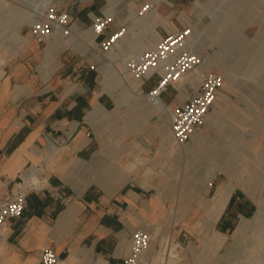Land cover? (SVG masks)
I'll use <instances>...</instances> for the list:
<instances>
[{
    "label": "crops",
    "instance_id": "1",
    "mask_svg": "<svg viewBox=\"0 0 264 264\" xmlns=\"http://www.w3.org/2000/svg\"><path fill=\"white\" fill-rule=\"evenodd\" d=\"M102 14L93 1L74 23L87 27L84 34ZM113 22L92 34L95 45L117 30ZM54 39L44 50L17 29L0 40V202L19 189L26 193L20 217L0 230V264H42L40 252L49 246L56 264H123L138 228L150 238L142 264H233L235 241L258 205L236 181L246 164V144L237 141L245 129L220 124L224 85L180 145L168 119L117 125L113 97L96 92L98 70L69 63L68 49ZM198 52L204 55L200 46ZM209 68L204 61L198 70ZM194 74L183 83L185 94L174 83L176 95L171 89L167 101V90L161 95L171 109L197 87ZM104 118L108 141L101 136ZM133 134L139 144H132Z\"/></svg>",
    "mask_w": 264,
    "mask_h": 264
},
{
    "label": "rangeland",
    "instance_id": "2",
    "mask_svg": "<svg viewBox=\"0 0 264 264\" xmlns=\"http://www.w3.org/2000/svg\"><path fill=\"white\" fill-rule=\"evenodd\" d=\"M93 1L97 11L116 14L118 19L113 16L116 31L125 28L118 45L108 53L100 51L92 42L94 32L88 29L83 34L81 30L87 27L80 29L74 23L76 15ZM51 10L56 17L68 14L69 19L61 30L49 18ZM159 15L163 18L157 21L155 30L162 38L176 30L191 28L193 32L195 28L197 31V37L193 32V50L199 62L191 70L194 75L215 72L224 76L225 117L220 119V124L245 129L243 134L237 135V141L246 144L241 152L246 164L239 167L236 181L258 205L256 216L249 221L250 226H246L235 241L236 246L231 251L236 255L233 264H264V0H0V40L17 29L22 37L31 36L44 50L45 43L50 46L58 37L68 49L69 63L98 70L96 92L113 97L115 109L121 115L117 125L135 127L158 121L159 125L161 121L167 125L166 113L155 110L150 102L146 104V95L151 89L144 88L146 84L139 82L131 68L136 56L152 49L159 41L146 30L147 21ZM44 24L49 32L40 37L34 32V26ZM199 46L203 56L198 52ZM204 61L210 68L199 71ZM158 79L159 75L154 73L147 81L155 84ZM185 79L181 80V88H184ZM173 85L168 89L173 90ZM172 93L178 92L174 89ZM180 93L185 94V90ZM171 96L167 90L163 98L167 101ZM109 132V120L104 118L101 136L106 141ZM132 138V144H139L136 134ZM166 246L159 254L162 259L168 252Z\"/></svg>",
    "mask_w": 264,
    "mask_h": 264
},
{
    "label": "built area",
    "instance_id": "3",
    "mask_svg": "<svg viewBox=\"0 0 264 264\" xmlns=\"http://www.w3.org/2000/svg\"><path fill=\"white\" fill-rule=\"evenodd\" d=\"M114 15L103 14L94 16L90 26L96 36L105 33V30L113 22ZM50 19L56 22L55 27L60 29L67 23L69 16L62 13L56 17L52 10ZM36 35L44 36L49 32L47 25L34 26ZM68 34V32H64ZM125 33V28L115 31L107 39L99 43V49L103 53L110 52L118 45ZM195 38L191 28L176 30L162 38L150 50L136 56L131 68L141 83H145L154 73L159 75L158 81L150 92L158 89L157 95L165 92L176 80L187 78L191 70L199 62L198 54L193 50ZM83 68H86L85 66ZM93 68V67H90ZM198 85L186 99L169 111V127L175 141L183 145L194 133L196 127L203 123L206 116L214 107L217 95L224 85V76L221 73L206 72L195 76ZM26 206V193L19 189L0 205V230L8 219L20 217ZM149 235L143 228L136 229L132 236L130 254L123 259V264H142L145 251L149 246ZM59 260L52 246L46 247L40 252L42 264H56Z\"/></svg>",
    "mask_w": 264,
    "mask_h": 264
},
{
    "label": "bare ground",
    "instance_id": "4",
    "mask_svg": "<svg viewBox=\"0 0 264 264\" xmlns=\"http://www.w3.org/2000/svg\"><path fill=\"white\" fill-rule=\"evenodd\" d=\"M81 1H90V0H81ZM165 1H167V0H165ZM162 18L163 17H161L160 15L159 16H152L146 23V30L148 31V33L153 35L156 40L160 39V34H159V32L157 30H155V26H156L157 21L162 20ZM172 30H174V29H172ZM181 80H182V78L179 79V80H176V82H174L176 84V87L179 88L180 91H182V89H181V86H182L181 85ZM139 82H141V81L139 80ZM158 92H159V90L155 89V91H152L151 93H148L146 95V97L150 101L152 107L155 110L165 112L168 115V117H169V111L171 110V107H170V105H167V104H165L163 102V100L157 95Z\"/></svg>",
    "mask_w": 264,
    "mask_h": 264
}]
</instances>
